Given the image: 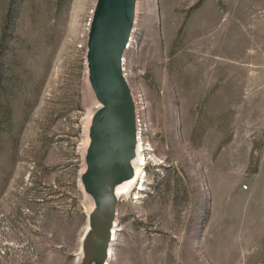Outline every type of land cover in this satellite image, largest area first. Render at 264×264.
I'll return each instance as SVG.
<instances>
[{
    "label": "rangeland",
    "instance_id": "374dc122",
    "mask_svg": "<svg viewBox=\"0 0 264 264\" xmlns=\"http://www.w3.org/2000/svg\"><path fill=\"white\" fill-rule=\"evenodd\" d=\"M94 2L0 0V264L80 263ZM122 64L135 177L88 264H264V0H136Z\"/></svg>",
    "mask_w": 264,
    "mask_h": 264
},
{
    "label": "water",
    "instance_id": "95a60500",
    "mask_svg": "<svg viewBox=\"0 0 264 264\" xmlns=\"http://www.w3.org/2000/svg\"><path fill=\"white\" fill-rule=\"evenodd\" d=\"M135 9L136 0H95L87 23L86 73L98 103L89 118L80 173L94 205L87 214L79 264H88L94 252L100 258L107 255L118 200L115 189L134 174L136 104L122 63Z\"/></svg>",
    "mask_w": 264,
    "mask_h": 264
},
{
    "label": "built area",
    "instance_id": "2783aa9c",
    "mask_svg": "<svg viewBox=\"0 0 264 264\" xmlns=\"http://www.w3.org/2000/svg\"><path fill=\"white\" fill-rule=\"evenodd\" d=\"M90 17V16H89ZM89 19V18H88ZM85 53V52H84ZM136 123H137V132H138V138H139V132H140V124H139V119L137 115V109H136Z\"/></svg>",
    "mask_w": 264,
    "mask_h": 264
},
{
    "label": "bare ground",
    "instance_id": "6f19581e",
    "mask_svg": "<svg viewBox=\"0 0 264 264\" xmlns=\"http://www.w3.org/2000/svg\"><path fill=\"white\" fill-rule=\"evenodd\" d=\"M135 177V175H133L129 180H127L126 182H129L130 180H132Z\"/></svg>",
    "mask_w": 264,
    "mask_h": 264
}]
</instances>
